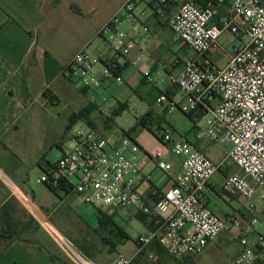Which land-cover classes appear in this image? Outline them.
Returning <instances> with one entry per match:
<instances>
[{
  "label": "built area",
  "instance_id": "obj_1",
  "mask_svg": "<svg viewBox=\"0 0 264 264\" xmlns=\"http://www.w3.org/2000/svg\"><path fill=\"white\" fill-rule=\"evenodd\" d=\"M147 1H153L160 22L170 27L174 40L183 41L190 50L180 70L169 73L167 79L182 93V98L188 99L180 108L193 113L195 138L206 137L215 143L230 144L225 155L213 161L194 142L186 138L174 140L165 127L162 130L165 149L155 152L144 150L137 136L127 130L111 138L99 128L90 127L87 131L78 129L72 136L75 144L71 148L66 145L69 135L61 139L58 143L62 151L60 157L37 182L55 187L64 184L69 189L65 196H74L77 206L86 203L98 209L126 210L128 217L148 215L152 225L137 236L135 244L137 254L144 253L152 261L159 259L156 246L174 258L196 255L230 224L239 228L236 238L242 245L234 263L264 264V228H255L257 218L247 215L224 218L206 201L213 176L229 164L242 173L236 171L227 175L222 190L244 199L250 214L257 210L253 200L258 188L264 187V0H231L220 17V24L213 22L214 5L226 0H206L204 4L196 0H128L122 13L112 17L100 31L123 56H127L139 40L128 35L121 21L144 18L147 10L136 13V6L138 2ZM237 19L245 24L247 40L234 47L225 66H219L210 52L218 46L224 29L238 32ZM143 29L149 30L148 27ZM117 67L112 56L100 55L85 47L62 68L61 75L74 79L78 88L100 87L108 79L123 84ZM142 76L147 83H153L149 69L143 71ZM166 100L167 95L161 93L155 105L172 112L177 104L170 100L165 105ZM206 113L209 116L205 127H201L197 122ZM168 153L180 156L176 172H173L174 162L167 159ZM150 160L155 162L157 170L171 177L168 188L156 186L152 174H141ZM0 180L26 206L72 264H100L67 238L1 166ZM142 184L148 187L146 193L140 190ZM260 197L264 202V189ZM242 221L246 225L242 226ZM254 231L257 237L251 246L248 237ZM132 260L117 252L108 264H130Z\"/></svg>",
  "mask_w": 264,
  "mask_h": 264
},
{
  "label": "crops",
  "instance_id": "obj_2",
  "mask_svg": "<svg viewBox=\"0 0 264 264\" xmlns=\"http://www.w3.org/2000/svg\"><path fill=\"white\" fill-rule=\"evenodd\" d=\"M127 1L0 0V166L25 193L30 195L50 221L52 214L58 209L57 205L55 206V203L45 195L43 202L35 201L34 194L28 189L31 181L30 171L24 167V158L32 153L33 155L29 154V157H35L36 163L37 159H40L38 160L40 164L39 161L47 147H59L58 143L65 135L69 118L77 112L86 110V118L80 120L84 122L90 120L99 128L101 122L94 115L96 106L92 101L95 94L108 89H127L126 86H129L147 100L146 111L152 110L156 116L161 114L160 111H165L164 107L159 108L155 105L160 92H169L167 101L174 100L178 107L188 101L187 98H182V93L167 79L169 73H175L182 67V61L173 58L177 55L178 49L185 50L183 47L185 43L175 41L170 27L160 22L158 14L151 8L153 1L137 3L136 13L142 9L147 10L144 18L140 20L123 18L121 21V26L128 35L139 40L127 56L114 50L106 37L100 33L112 17L122 13ZM196 1L199 4L205 2ZM230 1L214 5L213 22H220V17L225 13ZM71 3H77L84 14L74 12ZM170 9L172 8H169V12H172ZM235 24L239 27L238 32L233 33L230 29H224L218 46L210 52V56L219 66H225L234 47L247 40L243 21L237 19ZM143 27H148L149 30L145 31ZM98 40H101V44L95 45ZM93 45L94 49L91 48ZM85 47L97 54L112 56L118 63L117 73L123 77L124 83L118 84L108 79L100 87L87 88L88 90L83 91L75 85L74 79L63 77L62 68ZM143 53L145 55L141 56ZM132 61H136V64L133 65ZM147 69L153 76V83H147L142 76V72ZM100 70L101 67L98 66V71ZM61 102L75 107L67 116L66 124L62 121L57 125L52 115L50 118H40L41 113H46L48 109ZM99 111L104 115L103 110ZM105 116L110 119L108 114L105 113ZM208 116L206 113L203 119L206 120ZM200 120L197 123L203 127L204 125L199 124ZM36 122L46 128L44 132L49 134V137L45 138L48 143L44 142V147L43 144L38 145L39 143L35 144L38 146L26 147V138L32 131L37 137L41 136L37 132L43 131L41 126L38 131L33 130ZM158 126L155 123L153 127ZM137 129L135 136L144 150L155 152L165 149V144L150 130L140 127ZM185 138L194 142L197 148L213 161L220 160L230 146L226 143L220 146L224 152L223 156H214L217 152L213 149L215 142L206 137ZM175 156L172 153L167 155V159L174 162L173 172L178 171L180 167V159L174 158ZM236 171L240 172L235 165L229 164L213 176L206 191L207 204L224 218L230 215L243 218L248 214L244 199L222 190L225 177ZM141 174H152V182L160 189L168 188L171 183V177L157 170L153 160L141 170ZM147 188L146 184L140 186V190L145 193ZM46 189L53 193L47 185ZM143 225L146 231L147 225L144 223ZM238 233L239 229L229 224L228 228L221 231L200 253L175 258L177 264H235L236 254L242 248L236 238ZM219 237L225 244L233 241L237 242V246L232 252H228L216 243ZM256 237V231L249 235L248 243L251 246ZM41 245L50 250L54 257ZM60 252L26 206L12 195L9 188L0 180V264H63L61 259L68 262Z\"/></svg>",
  "mask_w": 264,
  "mask_h": 264
},
{
  "label": "rangeland",
  "instance_id": "obj_3",
  "mask_svg": "<svg viewBox=\"0 0 264 264\" xmlns=\"http://www.w3.org/2000/svg\"><path fill=\"white\" fill-rule=\"evenodd\" d=\"M98 44H101V40L96 41L95 45ZM95 45H93L91 48L94 49ZM183 47H185V50L178 49V51H176L177 55L174 56L173 60L180 59L182 62L185 60L186 52H190V50L187 48L186 44H183ZM126 87L127 89H108L103 92H98L92 97V101L96 106L94 115H96V117L99 118L98 120L101 122L99 124V130L104 135L111 138L122 131L129 130L130 128L134 127L137 118L142 116L148 108L147 100L145 98H143L139 93L135 92L134 89H130L129 86ZM65 103L66 102H61V104H56L53 108L48 109L46 113H41L40 115L42 116L40 118H50V115H52V117L57 121V125H59L62 121H64V123L66 124L67 116L71 113L72 110H75V107H73L72 105L68 106ZM167 103L168 101L166 100L165 105H167ZM186 103H188V101ZM99 110H103L104 115L101 114ZM160 112L161 114L158 117L161 121V124L163 127L170 130L171 136L174 140H181L185 137H188L190 139L194 138L195 133L193 129V120H191L185 114L182 108L177 106L172 112H166L164 110ZM105 113L109 115L110 119L105 116ZM200 123L204 125L203 127H205L206 121L203 118L199 121V124ZM34 125L36 126L33 129L34 131H38L40 126L42 127L43 131L37 132L41 135L40 137L34 136L32 134V131L26 138V147H29V145L38 146L40 144H43L42 147H44V142L48 143L45 138H48L49 134L44 132L46 128L42 124L40 125L36 122L34 123ZM89 128L90 127L87 122H84L80 119L77 120L68 134L70 137L66 141L67 147L71 148L74 146L75 139L72 136L76 134L78 129L87 131ZM140 128L142 129V127ZM224 145L225 144H213V149L217 151L214 156H223L224 152H222L220 146ZM61 153L62 151L59 147L51 146L49 148H46V151L41 157V161H39L40 164L38 163V160L40 159H37L36 163L34 159L35 157H29V154L33 155L32 153H29L24 158V167L26 170L30 171L29 173L31 181L28 185V189L32 194H34L35 201L37 203H41L44 201L45 196L52 200V202L55 203V206L57 205L58 209L52 214L51 221L54 222L55 226L67 238L73 241L79 248L80 244L85 243L86 245H88L89 251L93 254L91 255V257L96 262L101 264H108L116 256L117 252L129 259H133L138 252V248L135 244V239L140 233L145 232V227L138 217L134 215V217H128V211L126 210H115L108 207H102L100 209L103 212L111 215L113 220L120 227L124 228L129 235V238L127 240L117 246L116 251L111 252L108 249V246L102 243L101 237L96 232H94V230L100 229V226L97 218V209L93 205L81 203L77 206L74 201V196L71 195L66 197L63 191H60L56 196L55 194L48 192V190L46 189V185L43 182H37L42 174L51 169V164L58 160ZM174 158L180 159V156H175ZM262 189H264V187L258 188V194L254 197L253 202L256 205L257 210L253 214H250L248 212L247 203V216H255L258 220L255 225L256 229L264 228V202L260 197ZM131 210L133 213L135 212L133 208ZM244 224L246 225L245 221H242V226H244ZM236 229L239 228L236 227ZM225 235L226 234H224V236ZM221 237L216 240L218 246L226 249V251L228 252H232L233 249L237 246V242L231 241V243L225 244ZM59 251L61 250L59 249ZM164 256V259L159 262L152 261L146 254H144L140 258V260L131 263L177 264V259L170 256L168 253ZM61 262L63 264H66L65 259H61ZM69 263L72 264L70 261Z\"/></svg>",
  "mask_w": 264,
  "mask_h": 264
},
{
  "label": "trees",
  "instance_id": "obj_4",
  "mask_svg": "<svg viewBox=\"0 0 264 264\" xmlns=\"http://www.w3.org/2000/svg\"><path fill=\"white\" fill-rule=\"evenodd\" d=\"M205 2H206V0H205ZM204 3H202V4H204ZM153 5H154V3L151 4V8L154 10V12H156V10H155ZM70 6L73 9V11L76 12L77 14H80V15L84 14L82 8L77 3H71ZM82 90L86 91L88 89L87 88H82ZM160 93H163V92H160ZM165 94L169 95V92H166ZM85 111L77 112V113H75L74 115H72L69 118V123H68V125L66 127L65 135H64L63 138H66L68 136V134L70 132V129L77 122V120H79L80 118H84V119L86 118L85 117V114H86ZM185 114L191 120H193V124H194L193 125V129L195 130L196 129V125H195V117H194L193 113L185 112ZM199 117H200V115H199ZM87 123L89 124L90 127L97 128L96 127L97 126L96 123H94V122H92L90 120H88ZM155 123H157V125H159L156 128L153 127ZM138 127H142V128H146V129L150 130L157 138H159L161 141L164 142L163 132H162L163 126H161V121H160L159 117L156 116L152 112V110L146 111L142 116L137 118L135 126L130 128L127 131H128L129 134L136 135ZM55 163H52L51 167H53L55 165ZM45 173H47V171ZM44 184H46L48 186V188H50V190H52V192L55 193L56 195H58L59 191H63L64 193L69 191V189L64 184H61L60 186H57V187L51 186L47 182H45ZM96 209H97V218H98V221H99L100 229H96V230H94V232H96L101 237L102 243L104 245H107L108 249L111 252L116 251L117 246L120 243H122L125 240H127L129 238V235H128V233L126 232V230L124 228L120 227L113 220L111 215L103 212L102 210H100L98 208H96ZM137 217L139 218V220H141L147 226H151L152 225V221H151V219L149 218L148 215L138 214ZM42 247L45 248L44 246H42ZM151 248H153V246ZM45 249H46V251H48L49 254H51L54 257V254L50 250H48L47 248H45ZM80 249H82L89 257H91V255H93L92 252L89 251L88 245H86L85 243L80 244ZM155 250L159 254L158 261L160 262L162 259H164V257H165L164 255L167 254V253L160 246H156ZM143 255H144V253L137 254L133 258L132 263H134V261L140 260V258ZM68 262L65 260L66 264H69Z\"/></svg>",
  "mask_w": 264,
  "mask_h": 264
}]
</instances>
